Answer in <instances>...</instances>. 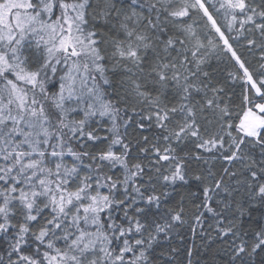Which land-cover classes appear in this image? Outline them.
Masks as SVG:
<instances>
[{"label":"snow or ice","instance_id":"6c2138e0","mask_svg":"<svg viewBox=\"0 0 264 264\" xmlns=\"http://www.w3.org/2000/svg\"><path fill=\"white\" fill-rule=\"evenodd\" d=\"M0 264H264V0H0Z\"/></svg>","mask_w":264,"mask_h":264}]
</instances>
